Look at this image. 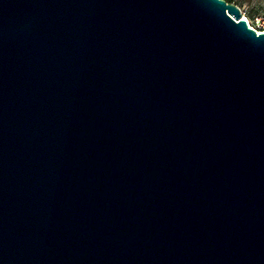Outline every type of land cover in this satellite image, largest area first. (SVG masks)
<instances>
[{
	"label": "water",
	"instance_id": "1",
	"mask_svg": "<svg viewBox=\"0 0 264 264\" xmlns=\"http://www.w3.org/2000/svg\"><path fill=\"white\" fill-rule=\"evenodd\" d=\"M0 264H264L237 4L0 0Z\"/></svg>",
	"mask_w": 264,
	"mask_h": 264
},
{
	"label": "rangeland",
	"instance_id": "2",
	"mask_svg": "<svg viewBox=\"0 0 264 264\" xmlns=\"http://www.w3.org/2000/svg\"><path fill=\"white\" fill-rule=\"evenodd\" d=\"M228 2L237 4L242 10L243 17L245 18L246 15L250 21L264 12V0H228Z\"/></svg>",
	"mask_w": 264,
	"mask_h": 264
},
{
	"label": "built area",
	"instance_id": "3",
	"mask_svg": "<svg viewBox=\"0 0 264 264\" xmlns=\"http://www.w3.org/2000/svg\"><path fill=\"white\" fill-rule=\"evenodd\" d=\"M248 24L250 27L256 29L258 33L264 32V12L256 15L251 21L248 19Z\"/></svg>",
	"mask_w": 264,
	"mask_h": 264
},
{
	"label": "bare ground",
	"instance_id": "4",
	"mask_svg": "<svg viewBox=\"0 0 264 264\" xmlns=\"http://www.w3.org/2000/svg\"><path fill=\"white\" fill-rule=\"evenodd\" d=\"M245 16V18H247L248 19V17L246 16V15H244Z\"/></svg>",
	"mask_w": 264,
	"mask_h": 264
},
{
	"label": "trees",
	"instance_id": "5",
	"mask_svg": "<svg viewBox=\"0 0 264 264\" xmlns=\"http://www.w3.org/2000/svg\"><path fill=\"white\" fill-rule=\"evenodd\" d=\"M228 1V0H227Z\"/></svg>",
	"mask_w": 264,
	"mask_h": 264
}]
</instances>
